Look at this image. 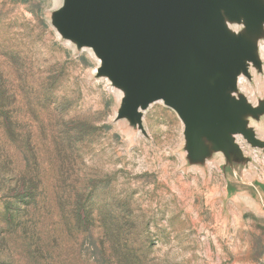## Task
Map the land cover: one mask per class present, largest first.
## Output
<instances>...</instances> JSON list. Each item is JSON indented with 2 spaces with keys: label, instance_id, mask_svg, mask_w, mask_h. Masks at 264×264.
<instances>
[{
  "label": "rangeland",
  "instance_id": "rangeland-1",
  "mask_svg": "<svg viewBox=\"0 0 264 264\" xmlns=\"http://www.w3.org/2000/svg\"><path fill=\"white\" fill-rule=\"evenodd\" d=\"M63 6L0 0V264H264L262 21L223 17L252 55L221 145L160 100L122 114Z\"/></svg>",
  "mask_w": 264,
  "mask_h": 264
},
{
  "label": "water",
  "instance_id": "water-1",
  "mask_svg": "<svg viewBox=\"0 0 264 264\" xmlns=\"http://www.w3.org/2000/svg\"><path fill=\"white\" fill-rule=\"evenodd\" d=\"M246 2L64 0L56 24L62 34L91 46L111 81L123 87L122 114L137 116L139 103L143 108L162 98L184 122L188 138L199 136L200 123L201 135L224 145L236 110L228 98L235 75L209 77L213 68L229 72L232 64L238 72L251 58V48L223 27V13L264 21L256 7L253 16L247 14ZM188 52L205 65L188 66Z\"/></svg>",
  "mask_w": 264,
  "mask_h": 264
},
{
  "label": "bare ground",
  "instance_id": "bare-ground-1",
  "mask_svg": "<svg viewBox=\"0 0 264 264\" xmlns=\"http://www.w3.org/2000/svg\"><path fill=\"white\" fill-rule=\"evenodd\" d=\"M223 13V12H222ZM223 17H224V13H223ZM262 26L264 27V21H262ZM261 51L263 52L264 50V46L261 45ZM248 61H246L245 63H247ZM202 64V65H205V63H199L195 60V58L192 56V54L190 52L187 53V65L190 66V67H199V65ZM242 75L243 74V71L242 69H240L238 72L236 71V68H235V65H231V70L229 72H227L226 70H223L221 67H216V68H213L212 71H211V75L209 77V81H211V79L213 78H225V77H228V75ZM239 77V76H238ZM241 78H239L240 80ZM212 83V82H211ZM124 92H122V95H123ZM160 101H162L164 103V100L162 98L158 99ZM156 101V100H155ZM141 104L139 103L138 104V109L139 111L141 110Z\"/></svg>",
  "mask_w": 264,
  "mask_h": 264
}]
</instances>
